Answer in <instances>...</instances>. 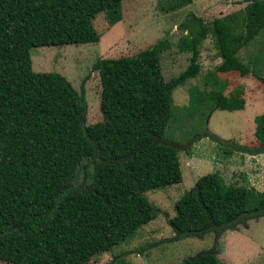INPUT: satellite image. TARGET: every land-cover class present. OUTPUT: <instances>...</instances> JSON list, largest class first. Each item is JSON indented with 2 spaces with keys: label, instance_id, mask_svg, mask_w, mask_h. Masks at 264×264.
Masks as SVG:
<instances>
[{
  "label": "trees",
  "instance_id": "16d2710c",
  "mask_svg": "<svg viewBox=\"0 0 264 264\" xmlns=\"http://www.w3.org/2000/svg\"><path fill=\"white\" fill-rule=\"evenodd\" d=\"M121 0H0V261L9 264H80L90 246H114L146 223L152 206L142 192L180 180L177 149L164 140L172 115L171 92L199 70L198 48L210 35L218 72L252 75L237 52L264 28V0L206 22L189 12L178 24L179 51L187 66L164 80L155 61L138 53L100 58L101 119L84 125V81L77 91L60 73L33 71L29 49L96 42L91 20L100 12L109 23L120 17ZM191 0H159L163 12ZM225 81L206 80L215 109L240 110L243 99ZM184 114V113H183ZM252 148L203 131L223 153H264V113L254 117ZM195 137V138H196ZM188 155L190 152L185 150ZM84 158L94 164L92 179L76 187ZM166 222L172 240L215 237L208 249L173 264H216V238L224 230L264 216V190L220 189L213 173L199 176L174 204ZM108 264V263H107Z\"/></svg>",
  "mask_w": 264,
  "mask_h": 264
},
{
  "label": "rangeland",
  "instance_id": "374dc122",
  "mask_svg": "<svg viewBox=\"0 0 264 264\" xmlns=\"http://www.w3.org/2000/svg\"><path fill=\"white\" fill-rule=\"evenodd\" d=\"M158 1L121 0L120 17L113 23L107 21L104 12L98 13L91 20L99 34L96 42L29 49L31 69L35 72H58L77 91L87 76L83 85L87 104L84 125L101 119L98 74L91 70L95 60L146 52L147 58L155 61L157 74L169 80L188 64L189 52L177 48L183 34L177 27L186 15L192 12L210 22L243 8L246 0H191L169 12L160 11ZM237 56L264 78V28L239 49ZM218 61L212 38L207 35L198 48V72L171 92L172 115L164 140L177 149L180 180L142 192L153 209L149 220L114 246L103 243L90 246L88 259L80 264H173L210 248L215 240L212 233L172 240V231L166 222L175 214L176 200L203 174H215L221 190L231 186L264 190V153L226 154L208 138L196 137L208 131L229 143L248 148L257 145L253 119L264 113V83L250 74L218 72L215 69ZM206 80L225 81L223 94L236 89L243 99L242 109L213 108L208 94L211 86L205 85ZM185 150L190 153L187 155ZM93 166L90 158L81 161L74 179L76 187L90 183ZM216 242L221 247L216 264H264V216L224 230ZM0 264L9 263L0 261Z\"/></svg>",
  "mask_w": 264,
  "mask_h": 264
},
{
  "label": "crops",
  "instance_id": "0c3cea01",
  "mask_svg": "<svg viewBox=\"0 0 264 264\" xmlns=\"http://www.w3.org/2000/svg\"><path fill=\"white\" fill-rule=\"evenodd\" d=\"M219 12V11H218ZM218 59H219V61H220V58L218 57ZM219 61H218V63H219Z\"/></svg>",
  "mask_w": 264,
  "mask_h": 264
}]
</instances>
